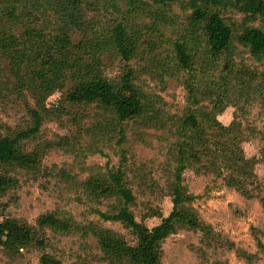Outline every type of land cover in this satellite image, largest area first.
Returning <instances> with one entry per match:
<instances>
[{"label": "rangeland", "instance_id": "rangeland-1", "mask_svg": "<svg viewBox=\"0 0 264 264\" xmlns=\"http://www.w3.org/2000/svg\"><path fill=\"white\" fill-rule=\"evenodd\" d=\"M74 2L49 0L43 19L49 22L57 16L71 17L73 10L70 6L77 4L79 15H83L81 20L93 19L103 25L121 21L139 34L137 52L129 60L122 61L109 53L103 56L104 74L109 78L118 77L121 65L129 66L133 70L135 85L153 105V111L146 108L148 113L157 112V116L150 121L133 118L117 126H108L109 114L95 104L67 103L63 100V91L52 93L45 102L51 114L43 117L34 136L22 141L25 152H41L39 167L33 170L16 167L9 171L16 179V185L0 196V222L10 217L35 225L41 214L56 212L70 215L79 222L92 220L133 241L131 233L120 222L102 220L92 212L93 208L108 209L114 199L103 198L99 203L89 201L79 181L87 175L122 166L135 197L131 209L136 220L148 227L160 223L172 208L167 185L169 166H173L170 150L173 135L172 128L165 131L159 126L163 115L181 116L189 108L184 81L191 74L167 66L168 58L172 59L173 42L184 39L187 46L196 48L195 59L199 60L203 50L200 46L197 48V40L203 34L192 21L191 14L196 9L218 13L235 37L227 57L231 58L238 72L245 69L244 78L247 76L245 71L250 72L249 77L258 76L252 81L254 85L264 76V55L255 57L237 41V36L246 28L256 27L264 31V17L244 9L236 0ZM42 26L48 31L57 25L49 22L42 23ZM71 34L74 43L82 36L75 25L71 26ZM225 57L223 55L219 60L220 64ZM25 98L33 105L29 95L25 94ZM231 99L235 104L227 105L217 119L224 124L234 118L241 122L242 151L257 160L254 171L260 187L255 188V192L264 193V103L260 96L252 93V89L236 92ZM204 103L200 101L197 107ZM25 105L14 93L0 91V124L25 127L29 118ZM182 183L195 196L191 204L202 221L210 224L221 238L257 256L248 262L226 245L204 248L200 231L179 229L162 242L164 264H264V254L254 238L255 233L264 243V205L258 197L245 198L228 187L222 178L203 172L196 164L183 170ZM46 235L48 238L42 249L19 248L18 253H9L0 245V264H39L41 250L58 257L61 264H108L98 256L94 258L93 255H100V251L91 233L82 237L76 232L55 233L47 229Z\"/></svg>", "mask_w": 264, "mask_h": 264}, {"label": "trees", "instance_id": "trees-1", "mask_svg": "<svg viewBox=\"0 0 264 264\" xmlns=\"http://www.w3.org/2000/svg\"><path fill=\"white\" fill-rule=\"evenodd\" d=\"M48 1L0 0V91L14 93L26 103L29 114L25 127L0 124V196L16 185L10 170L39 167L41 152H25L22 141L34 136L43 117L51 114L45 102L55 91H63V100L67 103L95 104L109 114L108 126H117L133 118L150 121L157 116V112L148 113L146 108L153 111V105L135 85L129 66L121 65L118 77L109 78L104 74L103 56L109 53L122 61L129 60L138 49L139 34L121 21L103 25L93 19L81 20L83 15H79L77 4L70 6L71 17L57 16L49 21L57 26L45 31L42 23H49L43 19ZM77 2L79 0L74 3ZM236 2L264 17V0ZM191 19L202 29L203 37L197 40V48L200 46L203 50L202 57L196 60V48L187 46L184 39H178L173 42L172 59L168 58L167 63L173 70L191 74L184 81L189 108L181 116L163 115L159 126L165 131L172 128L173 135L170 142L173 166H169L167 185L172 208L168 215L152 227L137 221L131 209L134 194L124 169L118 165L105 172L87 175L79 185L89 201L99 203L103 198L114 199L108 209L93 208L92 212L102 220L120 222L131 233L133 241L92 220L79 222L67 214L46 212L36 219L35 225L18 218H4L0 222V245L6 252L18 253L19 248L29 247L42 249L48 238L46 230L50 229L55 233L76 232L82 237L91 233L100 251V255H93L94 258L98 256L108 264H164L163 240L179 229H190L202 233L204 248L226 245L248 262L257 256L221 238L210 224L201 220L191 204L195 196L182 183V172L190 164H196L203 172L222 178L228 187L245 198L258 197L264 205V193L255 192V188L260 187L254 171L257 160L247 157L241 148V122L234 118L224 124L217 119L227 105L235 104L231 98L236 92L252 89L264 103V76L252 85L258 77L256 74L249 77L250 72L245 71L247 76L244 78L245 69L238 72L233 67L227 53L235 37L218 13L196 9ZM72 25L82 32L76 43L71 37ZM237 41L255 57L264 55L262 29L246 28L237 36ZM223 55L226 57L220 64ZM25 94L29 95L33 105ZM200 101L205 103L198 108ZM254 238L264 254L263 241L255 233ZM202 254L205 256L206 253ZM39 264H61V260L41 250Z\"/></svg>", "mask_w": 264, "mask_h": 264}]
</instances>
